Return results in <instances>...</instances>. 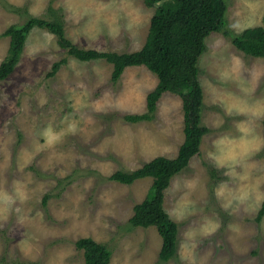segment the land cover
<instances>
[{
    "label": "rangeland",
    "instance_id": "1",
    "mask_svg": "<svg viewBox=\"0 0 264 264\" xmlns=\"http://www.w3.org/2000/svg\"><path fill=\"white\" fill-rule=\"evenodd\" d=\"M225 2L229 30L239 33L261 24L264 0ZM48 3L0 0V34L26 18L10 11L8 4L50 18ZM157 5L147 6L143 0H51L63 15L72 43L115 52H132L143 45ZM8 42L0 35V62ZM205 44L198 78L203 91L201 123L209 132L164 192L163 208L179 226L176 253L166 264H187L180 259L181 244L205 217L217 220L219 227L198 237L196 264H264V215L255 219L261 205L221 208L213 189L223 177L204 155L221 130L216 125L223 120L229 127L241 118L223 111L219 96L238 89L235 81H220L218 71L229 68L252 90L253 98L264 97V57L244 54L221 32L210 33ZM62 57L66 62L48 75ZM111 71L112 65L104 60L83 62L68 56L53 34L33 27L14 70L0 81V264H84L83 251L74 244L80 237L105 244L112 251L109 264H157L161 237L156 228L127 223L152 179L124 184L107 177L116 170L132 171L156 156L177 155L184 140L181 99L165 91L152 119L124 121L125 114L146 111L145 96L157 78L144 65L126 67L115 82ZM48 128L60 137L49 141ZM258 131L264 133V120ZM249 163L264 190V147ZM180 194L193 199L198 209L184 219L171 214Z\"/></svg>",
    "mask_w": 264,
    "mask_h": 264
},
{
    "label": "trees",
    "instance_id": "2",
    "mask_svg": "<svg viewBox=\"0 0 264 264\" xmlns=\"http://www.w3.org/2000/svg\"><path fill=\"white\" fill-rule=\"evenodd\" d=\"M155 7L150 17L143 45L132 52L99 51L78 47L66 36L64 18L51 6L46 11L50 18L30 15L24 7L8 4L7 8L18 15H26L19 23L9 25L0 34L8 37L7 52L0 62V81L9 76L18 63L29 31L33 27L45 29L56 38L57 45L68 56L83 62L101 59L112 65L111 80L117 81L129 66L144 65L156 75L157 82L145 96L146 111L125 114L123 120L138 122L153 118L158 99L170 91L180 96L184 114V140L175 157L156 156L132 171L116 170L108 180L131 184L150 177L151 185L144 199L133 206L127 223L131 227L154 226L161 237L157 264L173 259L178 241V223L163 208L164 192L170 179L184 169L198 151L202 137L209 128L201 123L203 91L198 78V61L206 48L205 39L212 32H221L244 54L264 57V13L261 24L236 33L227 27L225 0H143ZM66 62L62 57L51 65L48 75H54ZM190 121V122H189ZM33 169V166L31 167ZM60 180L59 182H61ZM46 195L44 200L46 199ZM44 202V201H43ZM264 215L261 204L256 220ZM75 247L83 251L84 264H109L112 251L91 237H80Z\"/></svg>",
    "mask_w": 264,
    "mask_h": 264
},
{
    "label": "clouds",
    "instance_id": "3",
    "mask_svg": "<svg viewBox=\"0 0 264 264\" xmlns=\"http://www.w3.org/2000/svg\"><path fill=\"white\" fill-rule=\"evenodd\" d=\"M222 82L235 81L238 91L224 90L219 96L223 111L235 119L233 125L224 127L223 120L216 125L221 130L211 139L204 149L206 159L220 171L223 179L213 189V195L220 207L230 209L245 205L258 208L264 203V190L259 178L254 177L249 163L251 157L264 147V133L258 131L260 121L264 120V97L253 98L251 89L242 78L235 76L227 67L218 71ZM72 130V125H68ZM61 133L51 128L45 130L49 141L60 137ZM8 199L7 195L4 197ZM196 202L187 194H180L171 209L177 219H184L197 212ZM219 222L205 217L198 227L186 233L181 244L180 259L187 264H196V244L198 237L216 231Z\"/></svg>",
    "mask_w": 264,
    "mask_h": 264
}]
</instances>
